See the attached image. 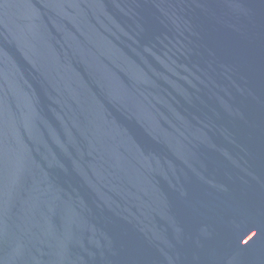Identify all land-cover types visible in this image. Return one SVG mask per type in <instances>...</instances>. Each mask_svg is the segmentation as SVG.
I'll return each instance as SVG.
<instances>
[{
    "label": "water",
    "instance_id": "obj_1",
    "mask_svg": "<svg viewBox=\"0 0 264 264\" xmlns=\"http://www.w3.org/2000/svg\"><path fill=\"white\" fill-rule=\"evenodd\" d=\"M0 264H264V0H0Z\"/></svg>",
    "mask_w": 264,
    "mask_h": 264
}]
</instances>
